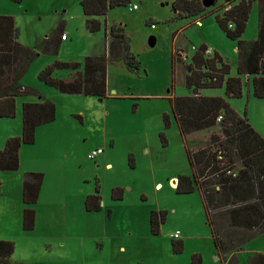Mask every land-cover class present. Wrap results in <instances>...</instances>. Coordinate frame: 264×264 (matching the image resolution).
Instances as JSON below:
<instances>
[{
    "label": "rangeland",
    "instance_id": "rangeland-1",
    "mask_svg": "<svg viewBox=\"0 0 264 264\" xmlns=\"http://www.w3.org/2000/svg\"><path fill=\"white\" fill-rule=\"evenodd\" d=\"M131 3L139 8L129 10ZM221 5H228V1L217 0L209 8ZM0 12L13 16L19 41L37 52L22 84L53 101L57 121L69 130L66 139L60 132L52 141L55 166L65 171L67 181H55L48 189L54 188L58 196L76 201L81 196L85 200L98 187L102 198L99 211L76 215L68 221L44 219L30 231H24L22 225L15 231L17 225L10 219L6 228L15 249L8 264H192L193 255L201 257V264H224L216 253L200 191L176 193L172 183L192 173L186 151L208 144V132L182 135L167 98L192 92L184 85L180 63L175 67L171 87V54L176 48L183 50L180 58L185 70L195 53L192 47L198 49L205 44L212 53L207 57L217 52L229 64V74L237 75L236 41L225 35L214 15L177 17L172 0H130L125 6L109 9L108 22L124 30L139 64L109 61V95L99 99L62 93L37 75L56 61L79 62L82 69L85 56L104 54V25L97 32H89L80 2L0 0ZM62 29L68 40L60 42L57 53L40 49L45 38L60 39ZM257 31L258 8L254 0L241 38L253 40ZM71 74L67 68H54L52 72L62 79ZM200 94L225 98L237 113L246 114L264 137V99L255 97L248 86L241 97H227L224 87L201 89ZM29 100L38 98L34 94L18 96L15 116L0 118V142L6 131L21 127V104ZM96 148L103 149L102 153L95 159L88 158L87 154ZM114 188L122 189L121 199H112ZM8 201H15V197ZM152 210L166 212L157 234L150 228ZM174 232H178L176 238L171 236ZM173 243H180L179 253L174 252ZM251 252H264V236L244 244L238 252L240 264H248Z\"/></svg>",
    "mask_w": 264,
    "mask_h": 264
},
{
    "label": "trees",
    "instance_id": "trees-1",
    "mask_svg": "<svg viewBox=\"0 0 264 264\" xmlns=\"http://www.w3.org/2000/svg\"><path fill=\"white\" fill-rule=\"evenodd\" d=\"M227 1L228 5L210 9L204 7L201 0H175L173 9L177 17L202 18L214 15L225 35L236 41L237 75L229 74V64L223 62L217 52L212 57H207L204 54L207 47L201 44L191 56L184 77V85L192 92L182 96L170 95L167 98L182 135L218 127L217 132L210 133L208 144L186 151L192 173L177 178L175 191L183 194L192 193L195 189L200 191L217 256L224 264H240L238 252L244 244L257 236H264V137L250 124L246 114L237 113L225 98L204 96L200 94V90L224 87L227 97H241L244 87L248 86L255 97L264 99V0H256L258 31L253 40H245L241 36L254 0ZM129 2L130 0H80L87 30L99 31L102 24L100 17L105 16L109 9L125 6ZM216 3L217 0L213 6ZM108 32L106 55L85 56L82 69L79 62L56 61L40 70L38 78L62 93L106 98L108 62L122 60L126 64H139L130 51L129 39L124 30L112 24L108 27ZM18 33L13 16L0 15V118L15 116L16 98L20 95L34 94L38 101L22 103L21 134L7 137L4 146L0 148L2 171L17 170L21 146L32 144L36 128L56 117L54 102L21 82L37 52L21 43ZM49 39H44L40 49L57 53L59 40ZM180 54L179 50L171 54V87L175 67L182 61ZM54 68L70 69L72 77L56 78L52 75ZM219 114L222 118L217 122ZM168 122L169 116L166 115L165 124ZM132 160L130 156L131 166ZM42 181V172L26 171L23 174L24 231L34 228L33 205L38 199ZM122 193L121 188H114L111 197L119 200ZM84 207L87 211H99L102 208L98 187L93 194L86 196ZM165 218V211L150 212L149 222L153 234L159 232ZM14 249L13 241L0 239V264L9 263ZM173 250L179 253L180 243H173ZM191 261L192 264H201V257L193 255ZM248 264H264V252H251Z\"/></svg>",
    "mask_w": 264,
    "mask_h": 264
},
{
    "label": "crops",
    "instance_id": "crops-1",
    "mask_svg": "<svg viewBox=\"0 0 264 264\" xmlns=\"http://www.w3.org/2000/svg\"><path fill=\"white\" fill-rule=\"evenodd\" d=\"M74 1L77 4H79L80 2V0H74ZM174 1L175 0H172V5ZM61 3L63 4V2ZM138 8L139 7H137L136 9ZM107 16H108V11L105 14V16L100 17V20L103 18L104 24H101V26L104 25V32H105V52L103 55L107 54V41L109 38L108 27L111 25V23L108 22ZM82 17L85 21L86 17L83 14V12H82ZM62 32L65 33L63 29ZM57 40H59V44H60V42L67 41L68 36H66V39H57ZM176 49L179 50L181 53L183 52L181 48H176ZM92 55H99V54H92ZM182 62L183 61L179 63L181 65L183 82H184L186 70L184 69V65ZM72 74L68 79L72 77ZM67 94H71V93H67ZM77 94H81V93H77ZM108 95H109V90L107 88V96ZM29 101L37 102L38 100H29ZM16 110H17V98H16ZM204 130H207L208 132V137L205 142L207 143L210 133L217 132L218 128L213 127ZM60 132H62L61 133L62 137L64 136V138L66 139L67 134H69L67 125L58 122L56 117L55 120L49 123L39 125L35 131V141L32 144L22 145L19 150V168L13 171L0 170V239H4V240L12 239L8 235L10 234L9 230L6 228L10 219H13L17 225V229L15 231L20 230V227L22 225V211L25 207L23 201H21L22 177L24 172L26 171H37L43 173V181L39 191V196L36 203L33 205V208L35 210V225L33 229H37L40 226L41 221L44 219L55 222L61 220L68 221L70 217L87 214V212H89L84 207L83 196L79 197L76 201H68L67 199H65L64 195L58 196L57 194H55L54 188L50 190L48 189V185L55 183V181H58L59 183L67 181L65 178V171H62L59 168H57V166H55V161L53 159V154H52L55 152L53 149L54 145L52 144V141L58 139V137L60 136ZM20 134H21V127L11 128L10 130L6 131L4 134V139L2 140V142H0L1 143L0 148L2 147L1 145L5 143L4 141L6 140L7 137L19 136ZM49 145H50V149H49ZM41 147L43 148L40 149ZM67 151L68 150H66V154L68 153ZM106 165H110V164L107 163ZM172 183L174 182L172 181ZM10 197H15V201H8Z\"/></svg>",
    "mask_w": 264,
    "mask_h": 264
},
{
    "label": "built area",
    "instance_id": "built-area-1",
    "mask_svg": "<svg viewBox=\"0 0 264 264\" xmlns=\"http://www.w3.org/2000/svg\"><path fill=\"white\" fill-rule=\"evenodd\" d=\"M137 7H138L137 4L129 5V10L136 9ZM60 39H66V34L65 33L61 34L60 35ZM192 49L195 50V51L197 50V48L194 47V46L192 47ZM204 54L207 55V56H209L212 53H211L210 49L206 48L204 50ZM221 118H222V116L219 114L217 116V118H216V121L219 122L221 120ZM102 151H103V149L96 148V149L92 150L90 153H88L87 156L90 159H95L99 154L102 153ZM218 157H220V156H218ZM171 236L174 237V238H176L178 236V232H174Z\"/></svg>",
    "mask_w": 264,
    "mask_h": 264
},
{
    "label": "water",
    "instance_id": "water-1",
    "mask_svg": "<svg viewBox=\"0 0 264 264\" xmlns=\"http://www.w3.org/2000/svg\"><path fill=\"white\" fill-rule=\"evenodd\" d=\"M201 2L204 7H210L214 4L215 0H201ZM176 181L175 182L173 181L174 182L173 184H176Z\"/></svg>",
    "mask_w": 264,
    "mask_h": 264
},
{
    "label": "bare ground",
    "instance_id": "bare-ground-1",
    "mask_svg": "<svg viewBox=\"0 0 264 264\" xmlns=\"http://www.w3.org/2000/svg\"><path fill=\"white\" fill-rule=\"evenodd\" d=\"M175 185V184H174Z\"/></svg>",
    "mask_w": 264,
    "mask_h": 264
}]
</instances>
